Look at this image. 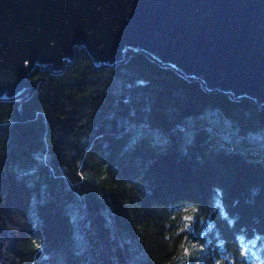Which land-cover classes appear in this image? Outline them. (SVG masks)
I'll return each instance as SVG.
<instances>
[{"label": "trees", "instance_id": "trees-1", "mask_svg": "<svg viewBox=\"0 0 264 264\" xmlns=\"http://www.w3.org/2000/svg\"><path fill=\"white\" fill-rule=\"evenodd\" d=\"M32 78L39 83L27 98L0 100V264H43L48 242L73 220L94 264H117L115 243L127 259L105 226L108 195L125 202L144 264H172L186 237L205 248L198 264H264L260 157L236 147L200 151L194 143L181 152L133 150L102 179H85L95 152L143 124L162 127L217 107L254 128L264 125V108L207 91L143 51L98 69L81 50L63 72L39 68ZM124 119L139 127L121 126Z\"/></svg>", "mask_w": 264, "mask_h": 264}, {"label": "water", "instance_id": "water-1", "mask_svg": "<svg viewBox=\"0 0 264 264\" xmlns=\"http://www.w3.org/2000/svg\"><path fill=\"white\" fill-rule=\"evenodd\" d=\"M81 50L98 69L143 51L264 108V0H0V100H24L39 68L59 74Z\"/></svg>", "mask_w": 264, "mask_h": 264}, {"label": "rangeland", "instance_id": "rangeland-1", "mask_svg": "<svg viewBox=\"0 0 264 264\" xmlns=\"http://www.w3.org/2000/svg\"><path fill=\"white\" fill-rule=\"evenodd\" d=\"M256 124L253 128L247 119L227 117L219 108L209 107L197 115L185 116L166 126L152 127L143 124V127L136 129L132 134H126V130L115 132L112 134L126 136L118 140L112 139L107 148L92 155L89 160L91 171L85 173V179H102L109 165L125 152L172 148L181 152L189 143L196 144L200 151L236 147L264 160V125ZM120 125L125 128L139 127L138 123L130 119H124ZM108 200L111 205L106 206L102 213L105 215V226L110 233V240L117 235L124 250L128 251V258L123 259L115 243L114 260L117 264H144L145 250L133 228L125 202H113L110 195ZM75 206L78 210L79 205ZM77 222L78 220H73L71 225L64 227L60 236L53 237L48 242L50 247L43 264H94L93 258L85 249L83 237L76 228ZM36 244L42 245L39 242ZM204 254L205 248L199 242L186 237L172 264H198Z\"/></svg>", "mask_w": 264, "mask_h": 264}]
</instances>
